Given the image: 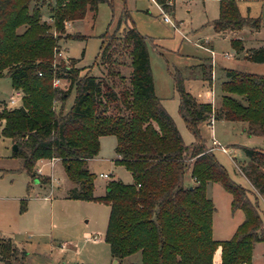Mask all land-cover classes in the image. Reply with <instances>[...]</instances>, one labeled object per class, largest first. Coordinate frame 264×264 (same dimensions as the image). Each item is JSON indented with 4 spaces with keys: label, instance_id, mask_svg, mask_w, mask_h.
I'll use <instances>...</instances> for the list:
<instances>
[{
    "label": "trees",
    "instance_id": "obj_1",
    "mask_svg": "<svg viewBox=\"0 0 264 264\" xmlns=\"http://www.w3.org/2000/svg\"><path fill=\"white\" fill-rule=\"evenodd\" d=\"M113 1L0 0V76L7 75L12 88L22 92L20 106L0 111V133L16 145L11 155L18 159L19 171L45 183L48 177L34 170L36 161L58 158L73 183L68 198L96 199L109 205L104 241L118 261L139 252V262L129 264H213L214 259L220 264H252L254 244L264 242L257 202V195L264 201V149L242 147L246 161L239 171L255 192L251 198L250 191L233 181L206 147L198 125L213 116L244 122L248 134L264 135V75L224 68L219 105L213 107L186 91L183 77L178 71L173 73L177 112L193 137L186 144L155 94L147 37L132 24L125 0H120L123 6L115 28L100 35L98 55L110 61L117 45L129 48V88L115 91L110 78L89 73L75 77L67 65L55 62L60 35L53 34L52 26L62 33L65 21L83 18L87 9L94 14L99 3L112 6ZM157 2L164 10L170 9L165 0ZM218 3V17L210 21L214 31L259 27L258 17L240 13L237 0ZM42 6H47L51 22L41 20ZM19 27H24L21 32ZM230 42L237 52L243 50L241 39ZM244 58L264 62V46L245 50ZM198 66L200 79L211 85L210 59L204 58ZM54 77L68 79V87L54 86ZM72 90V102L64 110ZM101 136L114 137V162L130 172L132 181L111 179L104 194L94 197V174L87 160L98 153ZM187 173L190 182L185 181ZM208 181L219 183L230 194L232 212L240 209L243 213L225 240L212 237L215 207L206 195ZM25 208L26 199H22L20 212ZM0 260L26 264L25 253L3 236Z\"/></svg>",
    "mask_w": 264,
    "mask_h": 264
},
{
    "label": "rangeland",
    "instance_id": "obj_2",
    "mask_svg": "<svg viewBox=\"0 0 264 264\" xmlns=\"http://www.w3.org/2000/svg\"><path fill=\"white\" fill-rule=\"evenodd\" d=\"M168 1L172 3V10L167 8L162 12L153 0H125L124 4L134 27L147 37L146 47L155 94L173 119L184 143L188 144L193 137L177 112L178 94L172 74L178 71L183 77L185 90L200 102L211 101L213 107L219 105L221 68L264 75V62H252L244 58V49L264 44V0H237L242 15L259 18L260 25L256 30L244 26L237 32L227 30L219 34L214 32L210 24V21L218 17V0ZM122 6L120 0H114L112 6L99 3L94 14L87 9L83 18L71 20L73 22L65 21L62 33L56 32L52 26L53 34L60 35L58 48L61 56L54 53L55 62L67 65L75 77L89 73L99 78H110L115 91L129 88V48L122 47V44L117 45L112 51L110 61H104L98 55L100 35L115 28ZM41 11V20L51 22L47 6H42ZM164 15L170 18L171 24L164 22ZM173 22L180 23L179 29L174 28ZM23 28L19 27L17 31L21 32ZM65 35L80 37L67 38ZM234 37L242 40L244 49L240 52L231 45L230 41ZM204 39L211 41L215 53V71L219 76L216 81L212 80L211 85L198 76V64L209 56V53L196 45L197 41ZM225 53L231 56L226 58ZM68 85L69 80L61 78L58 86L66 89ZM14 93L15 89L12 88L9 77L1 75L0 111L3 107L8 109L20 106L21 99H17L15 104L9 103V97ZM73 96L72 90L65 100L64 110L69 108ZM54 107L57 110L59 103L56 102ZM198 128L208 149L213 146L212 138L227 147V152L216 147L210 150L228 176L249 190L250 197L253 198V188L239 171V166L246 161L242 147L257 146L264 149V135H250L245 130L246 123L222 118L214 119L212 127L208 120L201 121ZM114 143L113 136H101L98 153L87 161L89 171L94 174V197L104 194L106 183L111 179H120L124 183L132 181L130 172L123 165L114 162ZM12 144L10 138L0 133V236L9 237L25 253L26 264H114L115 259L104 241L109 205L96 199L68 198V187L73 183L66 177L62 163L54 160L51 168L49 158L38 160L34 170L39 168L38 173L52 174L51 178L58 182L53 183L51 195L50 187L46 184L50 182L48 178L45 184L33 180L31 188L26 189L28 177L25 172L19 171V161L11 155ZM100 172L107 173L108 177H101ZM188 178L187 173L185 179ZM19 180L24 181V185L20 183L19 190L23 192V198L27 199V210L23 212L19 210V200L13 202L7 198L17 193L15 183ZM44 195L50 200H44ZM206 195L215 207L212 215V237L216 240L228 239L241 222L243 213L240 209L231 211L230 194L217 182L206 183ZM258 201L264 228V204L261 200ZM253 255L254 264H264V242L256 244ZM139 260L140 254L136 252L117 260V264H129ZM213 264H220V260L214 259Z\"/></svg>",
    "mask_w": 264,
    "mask_h": 264
},
{
    "label": "crops",
    "instance_id": "obj_3",
    "mask_svg": "<svg viewBox=\"0 0 264 264\" xmlns=\"http://www.w3.org/2000/svg\"><path fill=\"white\" fill-rule=\"evenodd\" d=\"M153 2L155 3V5L158 7L159 6V9H160V11L162 12V11H166V10H164L163 8H162V6H161V4L160 3H158L157 2V0H153ZM165 3L167 4V6L168 7H170V9L169 10H172V3L170 2V1H168V0H165ZM164 20V19H163ZM70 22H73V21H70ZM164 22H166V23H172L171 22V20L170 21H165L164 20ZM173 25H174V28L175 29H179V26H180V23H177V22H173ZM213 29V28H212ZM214 30V29H213ZM214 32H216V31H214ZM217 34H219V32H216ZM235 35L237 36V34L235 33ZM234 38H238V37H234ZM240 39V38H239ZM242 41V40H241ZM196 45L198 46V47H200V48H202V49H204L207 53H209V56L208 57H206V58H209L210 59V62H211V66H212V71H211V74H212V80L213 79H215V81L217 80V78L219 77L218 76V74H217V72L215 71V64H216V62H215V53H214V51H213V49H212V44H211V41H207L206 39H204V40H202V41H197L196 42ZM243 45V44H242ZM259 46H264V44H256V45H254V46H251V47H249V48H247V49H250V48H256V47H259ZM209 49L210 50H212L213 51V55H211V53H210V51H209ZM243 49H244V47H243ZM247 49H244V50H247ZM245 53V52H244ZM229 56L227 57V56H225V54H224V56L226 57V58H229L231 55L229 54V53H227ZM201 62V61H200ZM224 68H227V67H224ZM224 68H221L222 69V77H221V79H220V83H221V81L222 80H224V78H225V75H224V71H223V69ZM232 69V68H231ZM211 83H212V81H211ZM17 91H20V90H16L15 89V92H17ZM154 91H155V88H154ZM21 92V91H20ZM22 93V92H21ZM207 93V92H206ZM211 94H213L212 93V91H211ZM220 95V94H219ZM213 97V96H212ZM159 98V97H158ZM160 99V98H159ZM214 101H215V98H214ZM212 150V149H211ZM42 159H46V158H39L38 160H42ZM50 159V158H49ZM91 159V158H90ZM37 160V161H38ZM51 160V159H50ZM54 160H56V161H60L58 158H54ZM54 160H53V162L51 163L50 162V164H51V168L53 167V165H54ZM89 160V159H88ZM87 160V161H88ZM36 161V162H37ZM14 170V169H13ZM11 171V170H10ZM35 172L37 173V174H39V175H41V176H47L48 177V179H49V183H46L47 185H49V187H50V195H51V192H52V188H54V185H53V183H58L55 179H53V178H51L52 176V174H50V175H47V174H41V173H38L39 172V168L38 169H35ZM101 173V172H100ZM26 174V173H25ZM26 176L28 177V180L26 181V183H25V188H26V186L27 185H29L28 186V188H31V184L32 183H34V182H36V183H39V184H41L40 182H38L37 180L36 181H34L33 182V180L32 181H30V179H29V176L26 174ZM185 181L186 182H189V181H191L190 180V178H188V179H185ZM20 183H22V185H24V181H16V185H17V193L16 194H13V195H11V196H8L7 198L8 199H11V200H13V202H17L18 200H19V202H20V200H22V199H24L23 198V192H21V190H19V186H20ZM13 184V183H12ZM42 184H45V183H42ZM73 186V185H72ZM71 185L68 187V189L70 188V187H72ZM20 193V194H19ZM43 198H44V200H50V198L48 197L47 198V196H43ZM27 200V199H26ZM258 200H261V202H263V204H264V201L262 200V198L259 196V195H257V202H259ZM31 204V203H30ZM30 206V205H29ZM25 210H27V208H25ZM24 210V211H25ZM28 210H29V207H28ZM242 219H243V217H242ZM241 219V220H242ZM236 228V227H235ZM234 231V230H233ZM233 233V232H232ZM87 239H90V237H87ZM94 240H96L95 238H94ZM257 243H259V242H256L255 244H254V247H253V250H252V256H251V263L252 264H254L253 262H254V255H253V253H254V249H255V246H256V244ZM116 260V259H115ZM117 261V260H116ZM0 262H1V264H2V261L0 260ZM118 263V262H117ZM116 263V264H117Z\"/></svg>",
    "mask_w": 264,
    "mask_h": 264
},
{
    "label": "built area",
    "instance_id": "obj_4",
    "mask_svg": "<svg viewBox=\"0 0 264 264\" xmlns=\"http://www.w3.org/2000/svg\"><path fill=\"white\" fill-rule=\"evenodd\" d=\"M163 19H164L165 21H170V18H169L167 15H164V16H163ZM209 51H210L211 55H213V51L210 50V49H209ZM54 53H55V55H57V56H61V50H60L58 47L55 48ZM225 56L228 57L229 55H228L227 53H225ZM60 81H61V78H59V77H54V78H53V81H52V84H53L54 86H58L59 83H60ZM210 96H211V98H212V94H211V93H210ZM21 97H22V93H21L20 91H17V92H15L13 95H10V97H9V103H10V104H15V102L17 101V99H21ZM210 102H211V101H210ZM211 103H212V102H211ZM213 121H214V117H213V116L210 117V118L208 119V123H209V126H210V127H212ZM211 143H212L213 146H211L210 149H213V147H216V148H220V149H221L222 151H224V152H227V147L222 146L221 144H219L218 141H216L214 138H212ZM54 158H55V157L50 158V159H51V161H50L51 163H52V160H54ZM99 175H100L101 177H108V174H107V173H99Z\"/></svg>",
    "mask_w": 264,
    "mask_h": 264
},
{
    "label": "water",
    "instance_id": "obj_5",
    "mask_svg": "<svg viewBox=\"0 0 264 264\" xmlns=\"http://www.w3.org/2000/svg\"><path fill=\"white\" fill-rule=\"evenodd\" d=\"M11 149H12V151H15L16 150V145L14 143L12 144ZM116 263H117V261L114 260V264H116Z\"/></svg>",
    "mask_w": 264,
    "mask_h": 264
}]
</instances>
